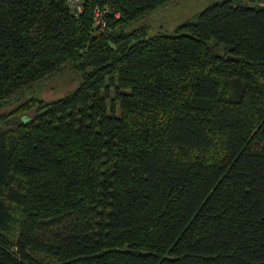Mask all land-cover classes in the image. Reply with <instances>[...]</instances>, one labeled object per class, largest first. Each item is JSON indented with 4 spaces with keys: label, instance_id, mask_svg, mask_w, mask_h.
I'll return each instance as SVG.
<instances>
[{
    "label": "trees",
    "instance_id": "obj_1",
    "mask_svg": "<svg viewBox=\"0 0 264 264\" xmlns=\"http://www.w3.org/2000/svg\"><path fill=\"white\" fill-rule=\"evenodd\" d=\"M167 1L0 0V103L82 75L0 116V264H264V5Z\"/></svg>",
    "mask_w": 264,
    "mask_h": 264
},
{
    "label": "rangeland",
    "instance_id": "obj_2",
    "mask_svg": "<svg viewBox=\"0 0 264 264\" xmlns=\"http://www.w3.org/2000/svg\"><path fill=\"white\" fill-rule=\"evenodd\" d=\"M223 0H168L164 4L129 24L126 32L136 28L144 27L146 29L144 39L160 34H171L181 24L196 19V16L208 5ZM264 4V0H242L243 3L255 4L259 2ZM138 38H133L132 42ZM82 78L81 72L71 64L47 77L43 81L25 89L16 97L0 103V116L10 113L16 106L29 100L40 99L50 101L64 96L76 89ZM113 95V92L111 93ZM35 109L31 112L33 113ZM30 113V112H29ZM29 114L20 115L17 119H26ZM10 122H15L10 121ZM6 124L0 121V129Z\"/></svg>",
    "mask_w": 264,
    "mask_h": 264
},
{
    "label": "built area",
    "instance_id": "obj_3",
    "mask_svg": "<svg viewBox=\"0 0 264 264\" xmlns=\"http://www.w3.org/2000/svg\"><path fill=\"white\" fill-rule=\"evenodd\" d=\"M67 6L71 13L74 15H79L83 11V0H67ZM107 13V9L94 7L93 9V21L94 25L97 26V28L94 31V34H98V27H103L106 24V21L104 19V15ZM114 16H118V13H114Z\"/></svg>",
    "mask_w": 264,
    "mask_h": 264
},
{
    "label": "crops",
    "instance_id": "obj_4",
    "mask_svg": "<svg viewBox=\"0 0 264 264\" xmlns=\"http://www.w3.org/2000/svg\"><path fill=\"white\" fill-rule=\"evenodd\" d=\"M260 2V1H259ZM260 4H262V3H260ZM264 5V4H263Z\"/></svg>",
    "mask_w": 264,
    "mask_h": 264
}]
</instances>
